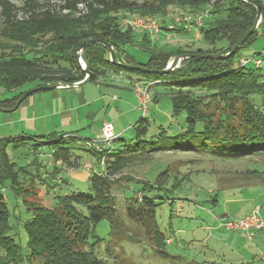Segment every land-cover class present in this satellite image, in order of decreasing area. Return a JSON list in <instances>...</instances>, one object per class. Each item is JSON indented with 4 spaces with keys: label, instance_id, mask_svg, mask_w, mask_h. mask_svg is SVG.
<instances>
[{
    "label": "trees",
    "instance_id": "obj_1",
    "mask_svg": "<svg viewBox=\"0 0 264 264\" xmlns=\"http://www.w3.org/2000/svg\"><path fill=\"white\" fill-rule=\"evenodd\" d=\"M255 1L262 6L259 28L228 58H210L189 55L231 51L255 23L257 7L254 4L245 0H156L142 4L132 0H64L57 5L50 0H26L23 5H17L12 0H0L3 23L0 31L3 38L0 40V87L18 90L12 97L0 99V106L14 107L27 91L20 89L27 82L38 80L37 85H41L84 79L86 73L77 59V51L89 40L109 42L116 51V62H113L110 50L104 44L94 42L85 46L82 56L92 72L91 81H98L108 73L126 74L133 83L136 79H145L147 84L144 85L149 92L151 90L153 102L171 100L170 119L165 116L160 123L153 124L143 116L133 126L132 139L117 134L109 142L100 141L98 147L92 146L91 141L86 142L84 147L92 152L99 165L97 171L89 174V191L74 190L59 195L52 208L31 198L37 193L35 188L30 189L21 182L17 163L7 151L10 143L18 147L28 139L37 141L36 136L2 138L0 264H114L108 258L111 244L121 238L138 241L141 237L132 233L131 224L126 225L125 220L119 225L116 218L121 210L110 186L122 183L123 205L133 219L130 223L141 222L139 226L150 236L155 230L151 231L143 219L139 220L137 213L143 216L148 213V220L149 213L154 212L160 203L159 192L171 191L162 173L154 181L136 179L142 185H137L133 198H126L125 180L133 177L122 172L130 164L144 161L155 151L192 150L196 146L202 152L208 151L227 160L264 152V47L251 56L240 54L264 37V32L260 31L264 27V0ZM170 6L190 13L185 15H201L204 11L202 23L193 20L186 26L172 24L163 18L158 22L161 31H156L157 37L163 32L171 35L197 30L200 38L207 42V48L159 44L148 31H136L123 25L124 17L129 14L166 16ZM137 33L143 42L138 40ZM129 45L139 47L146 60L140 62L128 50ZM176 55L185 58L168 73L143 71L117 63L162 70ZM243 59L248 62L243 63ZM255 59L262 60L263 64L257 66ZM153 127L158 129L156 134H150ZM41 139L39 144H55L52 154L55 167L51 174L82 165L73 145L80 139L76 134L53 132ZM248 171L264 178V172ZM31 173L39 178L47 177L41 172ZM6 181L14 191L23 192V202L32 212L24 223L28 237L25 247L12 235L11 214L2 189ZM107 217L116 220L118 228L116 236H111V244L103 243L104 238L96 230V226Z\"/></svg>",
    "mask_w": 264,
    "mask_h": 264
},
{
    "label": "rangeland",
    "instance_id": "obj_2",
    "mask_svg": "<svg viewBox=\"0 0 264 264\" xmlns=\"http://www.w3.org/2000/svg\"><path fill=\"white\" fill-rule=\"evenodd\" d=\"M12 1L17 5H23L26 0ZM39 1L47 2L48 0ZM132 1L142 4L156 0ZM50 2L58 5L64 0H50ZM188 13L180 7L170 6L166 16L129 14L124 17L122 22L133 21L138 24L143 22L144 26H140L141 28L136 31H148L150 37L159 44L164 43L172 47L184 46L188 49L207 48V42L200 38V33L197 30L186 34L171 33L169 37L164 33L158 34L157 37L156 31L150 32V29L157 30L159 28L157 22H160L161 19L165 18L172 24H181V19ZM202 13L204 11L200 15L203 18ZM195 23L201 24L202 22ZM2 26L0 14V31ZM262 28L260 31L264 32V27ZM137 38L143 42L139 33H137ZM0 40H3L1 35ZM263 47L264 37H261L250 48L242 50L240 54L251 56L256 50ZM128 50L133 52L140 62H144L147 58L141 53L139 47L129 45ZM122 75L124 76V74ZM99 80L100 82L107 81L109 77L106 75ZM91 82L97 83V81L88 83ZM136 82L141 87H145L144 84H147L145 79H136L134 83L130 84L120 80L116 85L110 87L103 85L102 91L107 95L106 107L105 111L97 112L99 115L96 120V128H98L99 122L105 119L114 124L117 134H122L126 139H132L134 136L133 126L143 116H147L149 123L153 124L160 123L165 116V118L168 117V120L170 119L171 100L162 99L155 103L151 100L150 90V100L147 102V108L144 107L139 94V97H136V91L139 93L136 90ZM38 83H40L38 80L27 82L20 89L29 91ZM152 88L154 89V87ZM49 90L38 91L36 94L49 92ZM12 95V90L0 87V99L12 97ZM5 118L10 125L8 127L4 125ZM10 119H12V112L0 111V140L11 137L7 136L9 135L7 128L12 127ZM64 131L74 133L80 138L78 142H73V145L76 154L80 155L79 161L82 164V170L88 171L89 174L97 171L99 169L97 159L91 151L84 147L86 142L92 141L93 138H99L93 129L89 127L73 132L70 128H65ZM156 131L158 129L153 127L150 134H156ZM65 132L60 131V133ZM32 133L41 135L36 132ZM39 137H35L37 141L28 139L18 147H13L12 143L7 146L10 158L17 163L16 169L20 171L21 182L30 189L34 187L37 192L36 195L29 194L31 198L38 199L44 205L52 208L56 206L59 195L74 190L88 192L89 176L86 179L76 177L71 182H65L62 180L67 179L66 175L50 173L55 165L52 157L55 144H39V141L42 140ZM197 147L199 146L192 150L155 151L144 161L130 164L123 170L122 174H129L133 177L125 180L127 184L126 198L131 199L135 196V188L141 184L136 179L144 178L154 181L162 173L163 177L167 179V188H171L168 193H165L164 190L159 192L160 203L155 206L154 212L149 213L148 220V213H145L144 216L137 213L139 220L143 219L151 231L155 230V232L152 231V236L139 226L141 222L130 223L133 219L129 216L128 209L126 210L123 205L122 183L110 186L111 193L118 198L117 204L121 210L119 218H116L120 222L119 225L125 220L126 225L131 224L132 233L141 237L138 241L121 238L112 243L111 236L115 237V232L118 230L116 220L107 217L96 226L97 234L104 238L103 243H112L108 258L114 264H264V228H251L252 230L246 231L241 230L242 228L234 230L222 226L224 219L228 217L240 219L255 209H259L264 217V178L248 171L264 172V152L227 160L212 155L208 151L202 152V149ZM86 161H89L90 164L84 167ZM46 168L48 174L44 172ZM34 170H39L37 173L46 174L47 177H41V179L32 175L31 172ZM262 174L264 175V173ZM53 175H56V178ZM57 180L60 181L57 182ZM122 181L124 183V180ZM2 189L11 214L12 235L25 247L28 237L24 223L32 216V212L23 202L25 197L23 192L14 191L9 181L3 184ZM114 205H116L115 201ZM131 205L134 206L133 203Z\"/></svg>",
    "mask_w": 264,
    "mask_h": 264
},
{
    "label": "crops",
    "instance_id": "obj_3",
    "mask_svg": "<svg viewBox=\"0 0 264 264\" xmlns=\"http://www.w3.org/2000/svg\"><path fill=\"white\" fill-rule=\"evenodd\" d=\"M163 33L169 36L167 32ZM107 77H109V80L103 82L98 80L95 84H93V82H87V84L85 83L78 87H58L50 90L48 89L49 92L29 95L22 101L18 108L11 111L12 119L10 120H12V127L7 128V133L9 134L7 136L30 137L31 135L42 137L53 132H65V128H70L71 131L77 132L80 129L84 130L89 127L93 129V132H95L97 136H100L103 124L106 122V120L103 119L99 122L98 128H96V120L99 115L97 112L101 110L105 111L106 107L105 99L107 95L102 91L103 85L110 87L111 85H116L120 80H124L128 84L131 83L130 77L126 74L123 76L121 73H108ZM35 86L38 85L35 84L34 87ZM12 91L13 95L18 93V90ZM136 94V97H139L137 91ZM128 105L130 106L129 103ZM5 122L4 125L7 127L10 126L7 118H5ZM32 132L41 135H34ZM65 133L69 134V132ZM57 164L60 165V161H58ZM88 164H90L89 161H86L84 167H87ZM45 170L48 171L47 168ZM37 171L34 170L33 172L37 173ZM59 173L66 175V180H69V182L75 180L76 177L86 179L87 176H89L88 171L82 170V165L72 168H63L62 171L60 170L55 174ZM53 177L56 178L55 175H53ZM61 179H63V177H61ZM59 181L60 180H57V182ZM62 181L65 180L63 179Z\"/></svg>",
    "mask_w": 264,
    "mask_h": 264
},
{
    "label": "water",
    "instance_id": "obj_4",
    "mask_svg": "<svg viewBox=\"0 0 264 264\" xmlns=\"http://www.w3.org/2000/svg\"><path fill=\"white\" fill-rule=\"evenodd\" d=\"M245 1L257 6L256 20H255V23L252 26V28L243 36V38L233 47V49L231 51H229L225 54L209 53V54H195V55H189V56L210 57V58H228L230 55L234 54L243 45V43L257 30V28L259 27V24L261 22V19H262V15H261L262 6L260 4H257L255 0H245ZM94 42L102 43L106 47H108V49L110 50L111 61L116 62V51L114 49V46L109 42H103L100 40H89L87 42H84L80 46L79 50L77 51L78 61H81L84 59L82 56V51L85 48V46L87 44L94 43ZM184 58L185 57H183L181 55L174 56L173 59L168 63L167 67L162 69V70H155V69H151V68H148V67H145L142 65H134V64H126V63L124 64V63H120V62H117V63L123 64L128 68H135V69H140L143 71H156L158 73H168V72L174 70L176 67H178L179 64L184 60ZM83 70L86 73V77L80 81H76V82H72V83L63 82V81H56V82H48V83H44V84L35 86V87L31 88L29 91H26L18 99V101L16 102V104L13 108L0 106V111L11 112V111L15 110L16 108H18V106L22 103V101L26 97H28L29 95L34 94L38 91L48 90V89L58 88V87H78V86H81V85L91 81L92 72L87 68V65L83 68Z\"/></svg>",
    "mask_w": 264,
    "mask_h": 264
},
{
    "label": "built area",
    "instance_id": "obj_5",
    "mask_svg": "<svg viewBox=\"0 0 264 264\" xmlns=\"http://www.w3.org/2000/svg\"><path fill=\"white\" fill-rule=\"evenodd\" d=\"M184 19L191 20L192 17L186 16ZM196 19L198 20V22H202L201 16L197 17ZM142 23L138 24V23H133V21H125L123 25L124 27H132L134 30H136L138 28H141L140 26H144ZM150 30L152 31V29ZM242 61L243 63L248 62V60H245V59H243ZM254 62L257 66H260L261 64H263V61L259 59H255ZM81 63H82V66L85 67L86 64L83 60H81ZM135 86H136V90L139 91L138 94L140 96V99L143 100L142 105L146 106V103L149 100L148 95L146 93L147 88H145L144 86H142L143 87L142 88L138 83H135ZM117 136L118 135L115 132V127L113 123L106 121L103 124L100 137L96 140L91 141L90 144L92 146L98 147L100 141L109 142L113 140L114 138H116ZM222 226H225L227 229H234V230L242 228L241 230H246V231L252 230L251 228L261 229V228H264V217L261 215L259 209H256L252 213L244 215L240 219L228 217L224 219Z\"/></svg>",
    "mask_w": 264,
    "mask_h": 264
},
{
    "label": "bare ground",
    "instance_id": "obj_6",
    "mask_svg": "<svg viewBox=\"0 0 264 264\" xmlns=\"http://www.w3.org/2000/svg\"><path fill=\"white\" fill-rule=\"evenodd\" d=\"M255 6H256V5H255ZM256 7H257V6H256ZM186 16H191L192 19H191V20H185L184 18H185ZM199 16H200V15H198V14L195 15V16H194V15H185V16L181 19V23H183L184 25L188 26V24H189L192 20L198 22V20H197L196 18L199 17ZM157 23H158V22H157ZM158 25H159V23H158ZM158 27H159V26H158ZM258 28H259V27H258ZM258 28H257V29H258ZM159 30H160V27L157 28V30H152V31H159ZM150 31H151V30H150ZM172 59H173V57H172ZM172 59H171V60H172ZM171 60H170V61H171ZM83 61H84V59H83ZM170 61H169V62H170ZM79 62H80V64H81V66H82L81 61H79ZM85 64H86V63H85ZM167 65H168V64H167ZM85 66H86V65H85ZM166 67H167V66H166ZM82 68H84V67L82 66ZM85 77H86V76H85ZM136 83H137V82H136ZM145 88H146V87H145ZM146 93H147L148 98H149V100H150V97H149V90H148V89L146 90ZM140 100H141V99H140ZM149 100H148V101H149ZM148 101H147V102H148ZM141 102H143V100H141ZM144 107L147 108V103H146V106H144ZM113 125H114V124H113ZM116 134H117V133H116ZM100 135H101V134H100ZM98 137H100V136H98ZM97 139H98V138H97ZM255 210H256V209H255ZM253 211H254V210H253ZM253 211H252V212H253ZM259 211H260V210H259ZM252 212H251V213H252ZM249 214H250V213H249ZM246 215H247V214H246Z\"/></svg>",
    "mask_w": 264,
    "mask_h": 264
}]
</instances>
